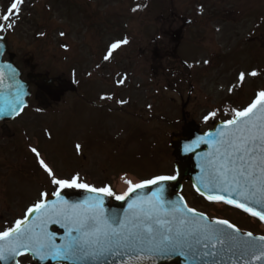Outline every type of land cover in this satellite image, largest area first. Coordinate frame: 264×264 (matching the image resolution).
Masks as SVG:
<instances>
[{
	"label": "rangeland",
	"instance_id": "rangeland-1",
	"mask_svg": "<svg viewBox=\"0 0 264 264\" xmlns=\"http://www.w3.org/2000/svg\"><path fill=\"white\" fill-rule=\"evenodd\" d=\"M12 2L0 0V15ZM13 23L8 30L14 52L35 50L51 78L64 73L70 91L57 92L58 102L48 105L34 89L25 113L0 124V230L21 218L40 192L56 189L31 148L58 177L78 174L82 182L118 186L122 177L139 181L174 174L170 136L181 131L188 98V122L206 131L264 91V0H23ZM125 39L128 43L105 61V49ZM181 64L189 81L179 89L168 86L167 78L179 79ZM106 66L114 69L116 81H125L129 97L123 112L115 109L113 123L105 110L83 109L74 87L81 80L79 94L106 103L101 97L116 93L107 83ZM252 71L255 77L248 75ZM213 110L216 118L205 123L203 117ZM182 195L201 212L264 235L259 221L204 202L190 183Z\"/></svg>",
	"mask_w": 264,
	"mask_h": 264
},
{
	"label": "snow or ice",
	"instance_id": "snow-or-ice-1",
	"mask_svg": "<svg viewBox=\"0 0 264 264\" xmlns=\"http://www.w3.org/2000/svg\"><path fill=\"white\" fill-rule=\"evenodd\" d=\"M22 3L23 0H13L6 13L0 15V32L14 28L13 20L18 18ZM127 43V39L112 43L103 59L109 60L121 44ZM248 75L255 77L257 73L252 71ZM238 80L243 83L244 72L239 73ZM15 102L23 103L19 92ZM230 115L215 135L205 133L185 146V152L195 151L201 144L210 149L200 157L199 184L193 187L210 203L228 205L264 222V91L246 107L232 109ZM216 116L213 110L203 117L204 122ZM80 149L81 145L77 144L76 150ZM31 151L51 184L56 186L51 193L56 200L47 203L49 193L40 192L37 201L25 209L21 218L0 230L3 264H17V257L28 255L41 262L51 260L58 264L63 261L90 264L101 258L110 264L108 258L125 256L129 261L151 264L172 258H183L185 264H221L219 258L224 255L238 257L244 264L264 262V235L243 232L228 219H211L188 206L183 197L176 202L165 201L164 186L176 181L178 172L154 175L140 182L122 177L127 189L116 194L109 185L97 187L82 182L78 174L58 177L35 147ZM151 187L156 191L151 196L131 200L123 218L105 215V197L123 202ZM66 189L91 195L70 203L61 195ZM51 225H59L64 230L60 243L49 230ZM121 264L125 262L121 260Z\"/></svg>",
	"mask_w": 264,
	"mask_h": 264
},
{
	"label": "water",
	"instance_id": "water-1",
	"mask_svg": "<svg viewBox=\"0 0 264 264\" xmlns=\"http://www.w3.org/2000/svg\"><path fill=\"white\" fill-rule=\"evenodd\" d=\"M4 50L5 47L0 44V74H2V82H0V122L10 121L15 118L22 111V108L25 105L26 97L28 96L27 87L20 82L18 78L19 74L17 73V71L12 66L1 64V57ZM18 92L20 93V99L23 101L22 104H17L15 102ZM13 108L17 109V111H12ZM222 124L223 123L215 124L214 130L207 133H212L213 135H215L216 129L219 128ZM202 135L204 134L199 132L195 124L185 122L184 127L182 128V132L180 134L171 136V147L175 148V156L177 159L175 167L176 172H178V179L164 186V197L166 202L179 201L180 196L177 195V193L181 190L182 182L185 178L191 179L193 186L199 184L197 178L201 175L200 157L204 152L210 151V149L208 145L201 144L199 147L195 148V151L185 152V146L193 144V142ZM201 190L203 189L201 188ZM154 191H156L155 187L146 188L138 193H134L132 197L135 199L138 196L148 197L151 196L152 192ZM61 195L70 203L77 202L75 199L81 197V195L78 194ZM55 200V196H48L47 203H52ZM105 207V215L107 217L112 218L115 215L120 216L121 207H119L117 210H112L106 202ZM254 207H257V209L259 210V206L254 205ZM57 240L59 239L57 238ZM219 259H221V264H244V260L239 259L235 256L224 255ZM121 260H123L125 264H151V262L149 261H129V258L127 256L123 258L117 257L114 260L112 258H108L110 264H121ZM56 263L58 262L52 261V264ZM91 263L105 264V261L103 260V258H101V260L92 261L90 262V264ZM157 264H185V261L183 260V258H172L169 260L158 261ZM252 264H264V262L253 261Z\"/></svg>",
	"mask_w": 264,
	"mask_h": 264
},
{
	"label": "flooded vegetation",
	"instance_id": "flooded-vegetation-1",
	"mask_svg": "<svg viewBox=\"0 0 264 264\" xmlns=\"http://www.w3.org/2000/svg\"><path fill=\"white\" fill-rule=\"evenodd\" d=\"M0 37L3 38L4 42L6 43L8 50L7 53L5 54L3 61L4 62H11L19 71H20V77L21 80L26 82L29 86V90L31 94L34 93L35 89V94L37 95V98L41 101L42 104H48L50 105V99L54 97V94L57 92H63L64 90L69 89V85L66 82V79L63 78L64 73L62 75L54 80H51V72L49 70V65L48 64H41L39 63L36 58L34 52L35 50L27 51L23 53L22 55L20 53L14 52L15 50L12 48L10 45V37H11V32L6 29L4 32H0ZM40 43V40L36 41V44ZM12 50V51H10ZM46 56V54H45ZM110 75L112 74V78L108 83L111 85L112 88H116V93H113L112 99H110V103L108 105V114H109V119H111V123H113L112 120H114L115 116V106H119V111L125 110L124 108L126 106H129V97L128 100H126L125 96L127 95V89L126 86H120V83L117 82V84L114 86V69L109 70ZM108 77V78H109ZM77 97L80 103H83V101H87L88 104L90 103V106L93 108L97 107V104L94 100L93 95L89 94L88 97L85 99L83 94H79V90L82 89L81 85V80H79V85L77 87ZM94 100V101H93ZM120 101H126V103L121 104ZM114 115V116H113ZM142 112L140 113L139 119L142 120L141 118ZM111 125V124H110ZM89 183L91 185L97 186V187H102L104 185H109L112 187L113 191L116 194H120V191L117 190L116 186L113 184L109 183H104L102 185L94 182H85ZM82 192L80 190H74L73 192ZM108 202L110 205H115L118 204L120 201L115 200L113 197H108ZM17 263L18 264H40L39 260H36L33 258L31 255L24 256V257H18L17 258ZM0 264H2L0 262ZM43 264H51V261H44Z\"/></svg>",
	"mask_w": 264,
	"mask_h": 264
},
{
	"label": "bare ground",
	"instance_id": "bare-ground-1",
	"mask_svg": "<svg viewBox=\"0 0 264 264\" xmlns=\"http://www.w3.org/2000/svg\"><path fill=\"white\" fill-rule=\"evenodd\" d=\"M120 181H121V184H120L119 190L123 191L125 189V184H124L123 179H121ZM134 182H136V181H134Z\"/></svg>",
	"mask_w": 264,
	"mask_h": 264
}]
</instances>
